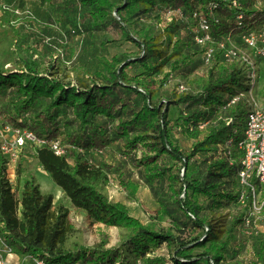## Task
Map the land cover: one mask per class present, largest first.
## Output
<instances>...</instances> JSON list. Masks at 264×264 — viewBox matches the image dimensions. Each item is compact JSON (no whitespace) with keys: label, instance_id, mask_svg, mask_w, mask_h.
<instances>
[{"label":"trees","instance_id":"1","mask_svg":"<svg viewBox=\"0 0 264 264\" xmlns=\"http://www.w3.org/2000/svg\"><path fill=\"white\" fill-rule=\"evenodd\" d=\"M44 1L51 4L54 0ZM80 3L88 9L94 28L106 25L111 21L114 12L124 30H127L128 23L133 24L135 17L143 20L147 15L155 13L158 18L157 25L164 24V27L159 25L160 35H165L169 44L178 28L187 30L186 41L178 38L173 44V54H178L183 49L187 53L192 51V55L204 53L206 49H203L202 44H199L195 38L210 35L209 43L214 48V56L209 63L208 78L199 79L200 92L197 97L187 96L182 98L185 100H180L187 102L194 99L205 107L203 111L181 118L188 126L186 129L190 135L198 138L203 134V138L197 140L190 153L182 152L171 139L167 108L163 109L160 103L156 102V96L148 85L141 89L137 87L143 84L142 81H146L140 80L141 75L151 76L161 73V68L169 59L163 58V52L152 54L149 61L146 60L145 55L131 57L127 53L114 55L111 58L101 56L99 62L102 69L89 77L90 83L82 81L75 85L53 78L52 73L43 72L37 49L30 45H20L16 41L13 44L15 45L13 52L16 56L13 67H0V97L11 92L17 99L11 101V109L0 110V117L6 126L23 133H32L37 139L52 141L63 134L57 124L60 117L66 114V109H71L79 122V129L76 134L65 135L64 141H61L65 145V154L56 155L49 146H40L36 151L43 169L66 194L72 205L83 211L87 217L108 226L123 223L136 226L141 231L139 236L143 237L142 248L149 245L159 247L165 242L177 243L174 264H221L218 254L210 255L207 252L190 254L188 249L191 244L192 248L204 247L210 239L209 236L212 235L211 225L207 222L206 216L202 215L207 205L212 202L216 204L215 207H222L224 201L222 199L229 198L233 200V204L240 206L237 192L221 194L220 187L226 178L237 174L241 155L233 146L232 156L237 159V163L230 165L222 150L230 140H236L247 114L243 98L235 103H231V100L241 93L247 94L249 85L241 67L224 62L221 44L229 37L236 43H241L240 36L243 33L262 26L264 7L258 5L259 0H125L122 4L113 0H80ZM177 9L184 14L186 22L183 24L174 22V17L172 21H167V13ZM240 16L242 19L239 20ZM0 22L1 26L7 27L17 35L15 23L11 22L7 12L2 13ZM201 24L207 25V29L201 30ZM126 37L143 52L153 51L156 38L151 33H146L143 41L131 37L129 33ZM189 57L190 55L186 54L183 61H187ZM135 64H140L144 71L137 74L136 78L127 77L126 70ZM97 79L101 81L97 82ZM132 82L134 84H131ZM121 88H127L129 92L141 96L143 106L131 114V118L121 120L117 126H113L115 138L110 140L107 127L97 120L99 117H104L114 123L118 117L115 113L117 100L114 97L116 91ZM230 120L231 122L227 124ZM110 127L112 128V125ZM148 129L157 131L158 141L152 146L145 142L144 133ZM122 137L127 139L128 151L136 150L140 145L148 146L151 151H155V156H143L146 158L143 161L146 170L142 177L155 196L156 179L166 175V170L160 169L156 161L161 156L169 154L174 160L183 163L182 178L181 180L180 176L176 178L182 185L179 190L174 187L171 189L173 197L176 194L180 196V199L176 200L179 205L177 209H180L186 220L182 222L184 228H179L181 223L173 215L175 225L170 226V229L192 230L194 237L189 242L180 243L179 237L171 232L168 234L163 230L146 229L145 224L130 213L123 201L113 202L100 190V186L110 181L108 173L93 160H89L86 153L102 151L110 143L117 142ZM202 152L213 153L217 158L210 167L208 166L210 181L189 182L187 177L190 162ZM23 163V159L19 158V173ZM9 165L10 159L0 148V233L4 241L8 242L16 253L30 254L34 261L44 259L48 264H75L73 256L53 251L58 232L56 229L50 233L47 243L45 242L43 227L46 207L40 204L36 190L32 189L23 198L28 216L26 232L21 235L13 232L9 216L15 208V196L8 178ZM120 184L132 200L139 201L137 183L121 181ZM233 186L239 191L237 181H233ZM162 202L160 201V204ZM254 246L260 255L264 253V233L256 240ZM84 255L85 261L89 255L88 253Z\"/></svg>","mask_w":264,"mask_h":264},{"label":"rangeland","instance_id":"2","mask_svg":"<svg viewBox=\"0 0 264 264\" xmlns=\"http://www.w3.org/2000/svg\"><path fill=\"white\" fill-rule=\"evenodd\" d=\"M113 1L122 4L125 0ZM3 12H7L11 22L15 23L17 35L9 31L7 27L1 26L0 22V67H13L16 62L13 44L17 41L20 45H30L37 49L43 72L52 73L53 78L65 83L78 85L82 81L90 83L89 77L102 69L99 62L101 56L111 58L114 55L127 53L131 57L145 55L144 57L149 61L152 54L163 52V58L169 59L161 68V73L151 76L141 75L140 80L146 81H142L144 85L140 84L137 87L141 89L148 85L156 96V102L160 103L163 109L167 108L171 139L182 152L190 153L197 140L203 138V134L198 138L190 135L186 129L188 126L181 119L183 116L205 110V107L194 99L187 102H180V100H185L182 98L187 96L197 97L200 92L198 81L201 78L207 79L210 70V64L204 62V53L192 55V51L187 53L185 49L178 54L172 53L176 39L178 41V38H181L186 41L187 30L177 27L178 31L173 33L172 42L169 44L165 35H160L155 13L147 15L143 20L135 17L133 24L128 23L127 30H124L114 12L111 21L103 27L94 28L88 9L81 6L80 0H54L51 4L44 0H0V19ZM173 17V21L177 24L186 22V19L179 14ZM125 24H123L124 27ZM148 32L156 38L152 52L146 50L143 52L126 37L129 33L131 37L143 41ZM202 46L203 49L209 48L207 44ZM186 54L190 57L187 61H183ZM143 71L144 68L140 64H135L126 70V74L127 77L136 78V75ZM258 75L253 93L260 100L264 97V71H258ZM100 81L97 79V82ZM181 86H184V89ZM115 94L114 98L117 100L115 113L118 117L114 123L112 124L104 117H99L97 120L98 123L107 127L110 140L115 138L113 126H117L121 120L131 118V114L143 106L141 96L129 92L127 88L118 89ZM245 96L242 98L247 107L250 96ZM16 99L13 93L7 92L0 97V110L11 109V101ZM57 125L63 133L58 136V140L61 141H64L65 135L76 134L79 129V122L69 108L66 109V114L60 117ZM243 128L244 122L235 143L243 138ZM15 135L14 128L7 129L0 117V148L12 145L15 148L12 151L14 156H12L13 160H10L8 170V178L15 196V208L9 216V223L15 234L21 235L26 232L28 216L23 198L34 189L40 197V204L46 207L43 227L45 242L47 243L50 233L56 229L58 232L53 251L73 256L75 264L87 262L90 264H174L177 243L165 242L159 247L149 245L142 248L143 237L139 236L141 231L136 226L125 223L108 226L87 217L83 211L76 209L40 164L36 151L40 145L34 140L26 139L23 146L16 147ZM144 136L145 142L151 146L158 141L157 131L152 129H148ZM126 143L127 139L122 137L117 142L110 143L102 151L86 153L89 160H93L108 173L110 181L100 186V190L113 202L123 201L130 213L145 224L146 229L163 230L168 234L171 232L179 237L180 243L189 242L194 237L192 230L170 229V226L175 225L173 215L181 223L179 228H184L182 222L186 220L180 209H177L179 205L176 200L178 201L180 196L176 194L173 197L171 189L174 187L179 190L182 185L180 180L183 163L174 160L169 154L161 156L156 161L160 169L166 170V175L156 179L155 196L142 179L146 170L143 162L146 158L143 156H155V151H151L150 147L144 145H140L136 150L128 151ZM19 158L24 161L20 173L18 172ZM216 159L213 153H198L188 167V181H210L208 166L210 167ZM178 176L180 180H176ZM237 180L236 175L226 178L220 187L221 194L228 192L239 194L240 190L236 191L233 186V181ZM121 181H131L139 185L137 194L139 201L132 200L121 188ZM219 200H224L222 207H215L216 204L211 202L202 211V215L206 216L212 228L210 239L204 247L192 248V244L189 245L190 254L201 252H207L210 255L218 254L221 264H264V253L260 255L254 246L256 240L263 234L262 224L256 223V227L251 230L253 234H247L241 206H236L229 198ZM160 201L163 202L160 204ZM7 247L11 250V252H5L9 260L8 255L16 252L8 242L4 241L0 233V250L4 251ZM86 253L89 257L85 262L83 258ZM16 254L20 255V253ZM22 255H25L27 260H20L17 264L26 262L34 264L30 254Z\"/></svg>","mask_w":264,"mask_h":264},{"label":"built area","instance_id":"3","mask_svg":"<svg viewBox=\"0 0 264 264\" xmlns=\"http://www.w3.org/2000/svg\"><path fill=\"white\" fill-rule=\"evenodd\" d=\"M260 7H264V0H259ZM179 14L184 18L181 10H172L167 13V21H172L173 16ZM242 17H239V20ZM164 27V24H159ZM201 30H206L207 25L201 24ZM196 41L199 44L208 45L204 52V60L206 64L211 62L214 56V48L210 46V35L197 36ZM240 42L236 43L230 37L221 44L223 49V59L226 64H237L243 69L246 75L247 84L250 91L245 94L234 97L231 103H235L242 97H248L247 114L244 120V135L238 142L230 140V142L222 150L225 159L230 165L236 164L237 159L233 158L232 147L240 153V166L237 170V181L239 184L238 201L243 212V222L247 234L252 235V229L256 223L262 224L264 233V97L258 100L253 93L259 77L258 71H264V24L257 29L249 30L240 36ZM184 89V86H181ZM246 104V102H245ZM231 120L227 123L229 124ZM9 129V126H6ZM16 147L23 146L26 139L36 141L40 146H49L56 155H64L65 145L61 140L48 141L45 139H37L32 133L20 132L15 130ZM13 145L11 147L1 146L3 153L10 160L13 155ZM208 231V228L206 229ZM11 252L7 249L0 250V264H15L7 260L5 252ZM34 264H48L44 259H37Z\"/></svg>","mask_w":264,"mask_h":264},{"label":"crops","instance_id":"4","mask_svg":"<svg viewBox=\"0 0 264 264\" xmlns=\"http://www.w3.org/2000/svg\"><path fill=\"white\" fill-rule=\"evenodd\" d=\"M8 259L10 260V261H12L13 263H14V261H15V263L17 264V262H19L20 260H27V259H25L26 257H25V255H22V254H20V255H17L16 253H14V254H10V255H8ZM27 264H28V262H26ZM25 263V264H26Z\"/></svg>","mask_w":264,"mask_h":264}]
</instances>
